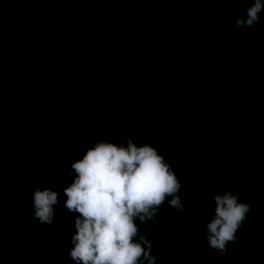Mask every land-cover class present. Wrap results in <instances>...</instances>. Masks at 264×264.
<instances>
[{
	"label": "trees",
	"instance_id": "obj_1",
	"mask_svg": "<svg viewBox=\"0 0 264 264\" xmlns=\"http://www.w3.org/2000/svg\"><path fill=\"white\" fill-rule=\"evenodd\" d=\"M247 3L0 0V264H75L71 165L126 136L168 158L192 201L151 225L157 264H193L191 242L229 188L252 210L229 255H200L264 264V13L234 27ZM37 181L59 192L52 225L31 215Z\"/></svg>",
	"mask_w": 264,
	"mask_h": 264
},
{
	"label": "clouds",
	"instance_id": "obj_2",
	"mask_svg": "<svg viewBox=\"0 0 264 264\" xmlns=\"http://www.w3.org/2000/svg\"><path fill=\"white\" fill-rule=\"evenodd\" d=\"M245 7L246 16L234 25L238 29L260 23L264 0H248ZM71 169L68 175L74 179L63 189L64 207L77 214L69 258L75 264H157L158 240L148 236L151 225L160 223L164 205L175 214L192 211L191 198L181 199L182 184L169 159L152 145L141 146L126 136L120 143H90ZM30 194L34 220L48 226L60 219L55 212L59 192L37 181ZM212 201L215 208L202 229L203 239L191 242L193 264H206L200 255L202 244L220 257L229 255L230 244L238 241L237 232L252 210V204L242 202V194L230 188ZM3 207L7 211L10 205Z\"/></svg>",
	"mask_w": 264,
	"mask_h": 264
}]
</instances>
